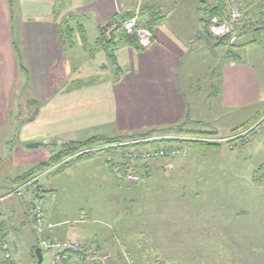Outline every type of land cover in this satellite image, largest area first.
I'll list each match as a JSON object with an SVG mask.
<instances>
[{"label": "rangeland", "instance_id": "obj_1", "mask_svg": "<svg viewBox=\"0 0 264 264\" xmlns=\"http://www.w3.org/2000/svg\"><path fill=\"white\" fill-rule=\"evenodd\" d=\"M166 1L170 2L166 7L169 12L174 9L173 18L180 15L182 7L186 9L190 30L195 33V48L202 50L207 58L211 55L222 58L231 52L243 60L245 54L249 59L244 61L253 66L258 75L261 72L264 78V54L260 46H255L254 50H243L229 44L218 48L213 41L207 42L201 20L204 18L203 8L208 7L211 0ZM83 37L75 30L73 47L62 45L59 56L54 60L55 73L49 79L51 89L46 103L53 102V109L45 108L42 112L41 106L46 104L37 101L31 80H25L20 71L16 74L10 88L7 123L0 133V174L12 186L14 178L41 163L50 162L58 153L61 142L70 138L64 136L65 133L60 136L68 129L62 128L61 131L57 127L58 123L68 121L64 112L60 115L57 111L60 104H65L62 99L67 93L78 91L83 86L87 91L85 89L89 87L114 82V72L108 73L112 71L110 64L104 62L101 53L97 56L93 31L87 29ZM23 65L29 71L28 65ZM199 74L192 73L193 76ZM98 75L102 77L100 80ZM203 79H198L195 86L203 89ZM183 81L185 79H178L179 86L187 94V84ZM68 100L73 105L69 115H76L75 95H69ZM209 105L206 104V108ZM263 112L264 100L261 99L238 110L222 111L216 135H177V140L193 139L217 144L189 143L183 156L152 162L147 176L144 175L137 183H129L122 175L114 173L105 163L103 153L65 167L51 166L39 175L36 184L25 190L22 202H29L35 188V193L43 201L44 215L53 223L47 221L52 226L47 231L53 229L61 236L78 239L82 244L96 242L105 264H264V183L254 178L258 167L264 164V133L242 144H228L225 141L229 137L223 138L234 128L255 124ZM207 114L205 111L200 115L202 117H197L198 112L193 111L192 121L181 125L113 131L105 136L125 141H160L180 131L199 134L208 129L202 127L200 121H215L213 114ZM55 115L58 117L54 118ZM190 116L189 113L188 118ZM204 116L206 120H203ZM52 118L57 123L56 128L45 127V122L52 121ZM76 130L74 127L72 132ZM149 131L154 135L140 138ZM90 132L88 136L98 131ZM75 136L88 137L80 133ZM34 137L37 138L34 142L22 139ZM220 139L225 140L222 142ZM31 143L41 145L27 148ZM3 216L0 223L4 220L5 223H14V227L23 228L16 224L17 217L13 218L14 222L10 214ZM27 226L21 231V238L24 237L11 253L10 260L15 264H55L53 254L44 251L39 262L35 255L36 242ZM44 237L49 238L45 233Z\"/></svg>", "mask_w": 264, "mask_h": 264}, {"label": "crops", "instance_id": "obj_2", "mask_svg": "<svg viewBox=\"0 0 264 264\" xmlns=\"http://www.w3.org/2000/svg\"><path fill=\"white\" fill-rule=\"evenodd\" d=\"M169 4L170 2L166 0H0V133L7 123L10 88L12 89L16 74L19 72V62L14 46L18 48L22 62L28 65L29 80L38 98L37 101L40 104H46L50 97L48 92L51 89L49 79L55 73L53 63L62 48L59 33L61 22L65 19L70 21L71 26L83 30L84 35L87 34V29H90L94 33L96 44L100 26L111 20H115L114 23L119 26L120 20L125 15H131L130 11L138 6L140 12L143 10L142 23L149 20L150 16L153 17L155 13L164 16L162 22L152 30L153 42L148 48L136 51L123 44L120 35L115 30L109 37L104 35L105 39L111 36L114 39V55L121 70L120 80L117 83L112 81L113 84L104 82L97 87L85 89L87 91H84L83 86L78 91L67 93L63 99L58 97L63 102L65 101V104H60L57 111L60 115L64 112L68 121L57 124L52 118V121L45 122V127L56 128L55 124H57L61 131L62 128L71 130V132L65 130L60 134L63 136L65 133L64 136L70 137L65 138L63 143L79 142L94 136L106 137L107 133L113 131H138L181 125L186 121H192L193 111L198 112L197 117H202L200 115L205 111L208 112L207 115H214L215 121H200L199 123L202 127L208 128L204 130L205 133L216 135L215 133L220 128L218 120L222 111L227 113L254 101L264 100L262 92L264 78L261 77V72L258 75L255 68L244 61L249 57L246 58L243 54L245 58L242 60L240 56L230 52L225 55L226 57L217 58L216 55H211L207 58L202 54V50L195 48L197 47L193 41L195 33L190 30V19L187 18L189 14L186 13V9L182 7L180 15L173 18L174 9L171 13L170 9L166 8ZM244 37L247 39L242 40ZM250 41L252 37L249 35L232 40L233 43L235 42L234 46L243 50L259 46L247 45ZM96 50L97 56L101 53L106 63L103 49L97 47ZM201 57L202 59L199 60ZM102 59L99 61L102 62ZM187 66V71H185ZM111 72L108 71L109 74ZM192 73L200 74L193 76ZM97 78L100 80L102 77L98 75ZM201 78H204L203 89L195 86V82ZM178 79H185L183 83L187 84V94L179 86ZM119 91H121V97ZM201 91L203 93L200 94ZM72 94L76 98V115H69L73 105L68 103V96ZM199 95L203 96L199 98ZM209 103L210 105L206 108V104ZM53 106V102H49L45 107L41 106V111L43 112L45 108L51 110ZM189 113L191 118H188ZM56 117L58 116L55 115L54 118ZM203 120H206L205 116ZM74 127L78 131L72 132ZM90 131L98 132L88 136L92 133ZM231 132L223 138L229 137ZM77 133L88 137L75 136ZM170 135L176 138L179 134L177 132ZM22 139L26 142L31 140L34 142L37 138ZM15 187L0 174V198ZM35 191L34 188L28 203L22 202L24 196L0 200L2 209L0 219H3V214H10L11 220L14 221L13 218L17 217L16 224H19L18 227H23H14L12 226L14 223H5L4 220L0 223V245L3 242L8 245L10 256L23 239L21 231L26 228L27 224L28 232L33 240L35 239V246L38 245L37 235L31 223ZM45 220L53 224L46 216ZM44 233L51 239L79 241L75 238L70 239L67 235L61 236L53 229L46 230ZM87 245L96 247L97 264H105L101 258L99 245L96 242H88ZM1 257L2 252L0 251V264ZM10 263L15 264L11 260ZM65 264L73 263L68 261Z\"/></svg>", "mask_w": 264, "mask_h": 264}, {"label": "built area", "instance_id": "obj_3", "mask_svg": "<svg viewBox=\"0 0 264 264\" xmlns=\"http://www.w3.org/2000/svg\"><path fill=\"white\" fill-rule=\"evenodd\" d=\"M130 12L131 18L121 24L122 30L129 35H135L138 44L142 48H148L153 42V33L142 26L139 6ZM242 24L239 4L236 0H228L227 9L222 14V17H214L211 19L209 33L214 38H223L230 35L235 26H241ZM116 28V23L109 22L104 35L109 37ZM263 132L264 114L255 124L236 133L231 139L241 138L242 141L251 142L254 136L261 135ZM169 139L174 140L176 138L171 137ZM150 140L135 139L117 142L105 147L84 149L77 155L84 153H103L105 163L114 173L121 174L124 180L129 183H137L144 175L147 176L152 162L183 156L187 151L185 145L176 144L168 146L167 143H162L161 141L154 144L152 148L147 147L145 144L150 143ZM239 142L241 143V141ZM38 180L39 176L23 182L9 190L0 200L2 201L13 197L22 198L25 190L36 184ZM32 220L33 229L37 235L38 247L41 251L51 252L55 264H65L68 261L73 264L98 263L97 249L94 245L82 244L78 241L70 240H51L44 237V232L52 226L47 224L45 220L43 201L38 194H35L32 204ZM0 249L4 259L10 264L11 256L8 245L3 242Z\"/></svg>", "mask_w": 264, "mask_h": 264}, {"label": "trees", "instance_id": "obj_4", "mask_svg": "<svg viewBox=\"0 0 264 264\" xmlns=\"http://www.w3.org/2000/svg\"><path fill=\"white\" fill-rule=\"evenodd\" d=\"M236 1L239 4L243 24L241 26H239V25L235 26L232 33L226 37H223V38L212 37L209 33V25H210L211 19H213L214 17H222V14L227 9L228 0H211V3L208 5V7L203 8L204 18L201 21L203 23L205 39L207 40L208 43H211L213 41L214 42L213 45L216 47L218 46V48H220V47H224L228 44L231 46H234V43L232 42V40L234 38H240V37L249 35L252 37V41L247 43V45L248 44L259 45L261 47L263 53H264V0H236ZM142 13H143V10L141 11V15H142ZM130 18H131V15H125L120 20L119 26H117V28L115 29V32H117L120 35L121 41L123 44L128 45L129 47L133 48L136 51H141L144 48H142L138 44L135 35H129L122 30L121 24ZM163 18H164V16L160 15L159 13H155L153 17L150 16L149 20L142 23V26L147 28L148 30H150L152 32V30L158 24H160L162 22ZM110 22L114 23L116 21L111 20ZM107 25H108V23L99 27V36L97 38L96 44H97V47H100L103 49L104 54H105V58H106L108 64H110L112 72H114V78H113L114 82L117 83L120 80L121 70L117 64V60H116V57L114 55L115 54L114 39L112 38V36L109 39H105V37H104V31H105V28L107 27ZM75 30L79 32V34L82 38H84L83 37V30H81L79 28H76V29L73 28L70 24V21H68L66 19L63 22H61V24L59 25V33H60V41H61L62 45H64V46L67 45L69 47L73 46L72 41H73V37L75 34ZM14 49H15V52H16V55L18 58V62H19V65H18L19 71H20V73H22L24 75L25 80H27L29 82L28 70L23 65L20 52L16 46H14ZM262 114H264V112ZM249 126L250 125H243V126H240L236 129H234L231 132V135H230L231 137L229 136L228 141H225V143L242 144L239 142V141L244 142L241 140V138H237V139H231V138H233L236 135V133L240 132L241 130H243ZM178 134L180 136H183V134H184V136L187 135V136H194V137H201V136L210 135V134L205 133V132H199V134H194L191 132L188 133L187 131H180V132H178ZM153 135L154 134L151 131H149L146 134L140 136V138H148V137L153 136ZM261 135L254 136L253 140L256 137H259ZM134 138H138V137H134ZM125 140L126 139H120L117 137L111 138V137H104V136H94V137H91V138H88L86 140L79 141V142H66L63 144L61 143V145L59 146L58 153L51 159L50 162L39 164L37 167L33 168L32 170H30L29 172H27L23 176H20L17 179H15L13 181V184L15 186H18V185L22 184L23 182H25L31 178L39 176L44 170L50 168L51 166L60 165L62 167H65V166L69 165L70 163H74V162L76 163V162H80L83 160L91 159L94 155H96V153H84V154L77 155L80 151H82L84 149L105 147L107 145L114 144L117 142H122ZM223 140H225V139H223ZM223 140L220 139V141L224 142ZM160 141L162 143H167L168 146L180 144V145H185L186 147H187V144H189V143L200 142L197 140L193 141V139H192V141H186L184 139L183 140H177V139L173 140V139H169V138H167V139L163 138V139H160ZM156 143H158V141L150 140V143H146L145 145H147V147L152 148V146H154V144H156ZM200 143L201 144L206 143L208 145H216L217 144V142H215V143L200 142ZM254 178H256L259 182L264 183V164H261L258 167V169L256 170V172L254 174ZM34 248L36 250L39 247H38V245H36ZM0 251H1V249H0ZM1 264H8V261L4 259L3 254L1 257Z\"/></svg>", "mask_w": 264, "mask_h": 264}, {"label": "water", "instance_id": "obj_5", "mask_svg": "<svg viewBox=\"0 0 264 264\" xmlns=\"http://www.w3.org/2000/svg\"><path fill=\"white\" fill-rule=\"evenodd\" d=\"M41 144H37V143H31V144H28L27 145V148H29V149H34V148H37L38 146H40ZM35 255L38 257V259H39V262H41V250H40V248H37L36 250H35Z\"/></svg>", "mask_w": 264, "mask_h": 264}]
</instances>
